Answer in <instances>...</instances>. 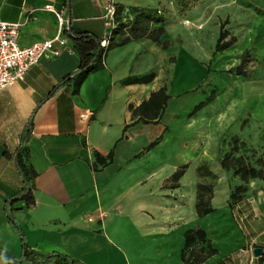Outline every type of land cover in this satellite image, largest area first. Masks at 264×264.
<instances>
[{
  "label": "crops",
  "instance_id": "obj_1",
  "mask_svg": "<svg viewBox=\"0 0 264 264\" xmlns=\"http://www.w3.org/2000/svg\"><path fill=\"white\" fill-rule=\"evenodd\" d=\"M116 1L119 5L131 4ZM213 1H220L227 15L239 18L247 12L264 15V0ZM103 2L0 0V17L22 23L21 46L53 38L58 33L59 24L52 9L63 13L68 28L73 31L89 30L103 38L112 32L104 18ZM174 19L168 16L171 24ZM256 25L254 22L249 27L246 41L240 44L242 48L248 47V39L264 44L260 27ZM227 36L225 40L233 43ZM115 37L116 34L111 35L110 42H115ZM161 40L167 38L162 36ZM173 53L172 45L164 48L148 37L130 38L107 49L103 67L89 73L78 92L74 91L73 83H68L48 96L58 82L79 67L77 52L64 49L58 56L41 59L29 68L23 80L0 90V248L16 256L22 253L21 234L8 219L6 200L19 193L24 182L6 151H15L22 133L30 127V162L37 172L35 203L28 206L25 200H19L11 212L35 251L42 254L57 251L84 264H218L220 261L258 264V257L250 251L256 246L264 249L261 193L256 205L248 202V209L240 217L243 220L240 252L238 243L228 234L233 228L224 226L221 229L227 236L220 244L225 253L214 261L202 262L199 254L195 257L194 249H185V232L199 221L180 216L176 217L181 218L176 231L169 226L174 223L170 221L174 217L165 211L170 201L163 197L159 187L165 181L164 189H177L188 179L186 166L176 187H172L174 181H168L187 162L177 167L170 164L172 156L167 144L173 121L189 98L182 91L194 86L186 81L183 69L179 72L170 64ZM152 71L156 74L152 81L122 82L128 76ZM169 76L173 83L166 85ZM164 85L170 98L160 121L134 123L130 104L138 106ZM259 100L264 102V93ZM257 103L255 110H260ZM86 110L94 111L87 119L80 116ZM154 141L156 145L146 150ZM111 150L112 162L94 170L96 152L107 155ZM243 184L254 189L260 180L252 178ZM234 248L235 253L229 251ZM0 264L8 263L0 261Z\"/></svg>",
  "mask_w": 264,
  "mask_h": 264
},
{
  "label": "rangeland",
  "instance_id": "obj_2",
  "mask_svg": "<svg viewBox=\"0 0 264 264\" xmlns=\"http://www.w3.org/2000/svg\"><path fill=\"white\" fill-rule=\"evenodd\" d=\"M218 3L213 0H158L159 8L121 4L117 25L122 28L117 33L112 31L118 42L142 34L140 29L144 25H164L165 32L161 37L167 38L174 52L170 64L179 72L183 69L186 81L194 84L191 89L186 86L188 89L182 91L189 98L173 121L167 144L172 156L170 164L177 167L183 161L187 162L188 179L177 189H164L165 181L159 188L163 197L170 201L169 209L165 211L174 217L170 220L174 221L169 225L171 229L176 231L180 227V223H176L181 218L176 217H194L199 221L198 226L186 230L185 249H194L195 257L199 254L202 262L214 261L225 253L220 244L227 236L221 229L224 226L233 228L228 234L238 243L237 251H241L243 220L240 217L248 209V202L256 205L258 194L264 195V178H259L260 185L254 189L247 186V191L238 195L243 202L242 199L232 200L230 194L243 182L234 175L233 169H224L220 164L225 153L234 147L233 136L237 135L240 140L235 154L243 153L247 162L258 168L264 167V102L259 100L264 93V44L248 39L247 48L240 46L254 22L260 27L259 35L264 41V15L250 12L240 18L227 15L222 9L223 4ZM139 8L147 11L151 8L165 18L164 22L145 24L137 18ZM168 16L172 21L175 18L173 24L168 22ZM223 29L231 33L227 37L233 43L225 50L216 51ZM246 52L249 56L243 67L247 72L245 76L238 74L236 67ZM165 83L172 84V77H167ZM256 102L262 110H255ZM199 104L201 107L193 112ZM243 141L245 145L241 143ZM181 156L182 160H178ZM235 250L229 251L235 253ZM250 252L254 255L253 250Z\"/></svg>",
  "mask_w": 264,
  "mask_h": 264
},
{
  "label": "trees",
  "instance_id": "obj_3",
  "mask_svg": "<svg viewBox=\"0 0 264 264\" xmlns=\"http://www.w3.org/2000/svg\"><path fill=\"white\" fill-rule=\"evenodd\" d=\"M66 4L69 3V0H65ZM142 7V6H141ZM139 15L137 16L140 21L147 23H156L161 24L164 22L165 18L158 15L156 12H153L151 8L150 11H147L146 8H139ZM121 11V5L117 4V21L119 12ZM122 28V25H117L112 29L113 33L119 32ZM143 31L142 34L136 35L134 38L139 37H148L153 41L161 44L164 48L169 46L167 40H161V35L165 32L164 25H158L155 27H147L144 25L140 29ZM65 34L68 36L70 41V46L74 49L79 55V67L76 72L71 75L66 76L60 82H58L48 93V96H52L59 91L64 85L68 83L74 84V91L78 92L79 87L82 82L85 80L87 75L93 71H96L103 67L104 65V56L109 47L113 44H121L128 41L130 38L122 39L118 42H110L107 49H104L101 46V39L96 33L89 30H72L71 28H65ZM227 32L222 30L220 32L219 38L217 40L216 51H222L232 46V41H226L225 37ZM113 38V37H112ZM110 38V40L112 39ZM249 54L246 52L243 54L241 63L236 67L237 73L242 75H247L246 70L243 69L247 57ZM155 72L152 71L144 75H132L124 78L122 82L132 83V82H149L152 81L155 77ZM170 98V95L167 93V87L161 86L159 89L151 92L148 99L142 101L138 106L134 107L130 104V109L132 111L133 117H135L134 123H157L160 121L163 112L166 108L167 101ZM201 105H197L193 112L198 110L197 108ZM33 122V118L30 120V125ZM30 127L26 128L21 135L20 143L17 149L13 152L6 151V155L13 159L16 163V166L22 176L24 187L23 189L9 197L6 200V212L9 221L15 226V228L21 234L22 241V253L20 256L12 255L6 250L0 248V261L7 262L8 264H22L23 261H27L30 264H84L79 259L72 258L66 254L53 251L48 254H42L38 251L32 249V247L26 241L19 222L11 212L13 205L19 200H25L28 206H31L35 203V178L37 172L30 162V153L28 148V140L30 138ZM234 147L228 153L221 158L220 164L222 168L230 170L233 169L234 175L238 176L240 180L244 183H247L252 178H264V167L258 168L257 166L247 162V157L242 153L240 155L235 154L238 151V142L240 138L237 135L233 136ZM85 143V141H84ZM157 141H154L148 145L146 150H149L155 146ZM245 145L244 141L241 142ZM113 160V150H111L107 155H102L100 152H96V160L93 163L92 167L94 170H99L107 164L111 163ZM187 165H182L178 168L169 178L168 181H174L175 183L172 187H176L179 178L183 175ZM247 186L239 184L235 190L230 194V198L233 200H241L238 198V195L247 191ZM264 261V249L262 254L258 257V264H262ZM218 264H224L223 262H218Z\"/></svg>",
  "mask_w": 264,
  "mask_h": 264
},
{
  "label": "built area",
  "instance_id": "obj_4",
  "mask_svg": "<svg viewBox=\"0 0 264 264\" xmlns=\"http://www.w3.org/2000/svg\"><path fill=\"white\" fill-rule=\"evenodd\" d=\"M104 18L110 30L117 25V1L103 0ZM159 8V7H157ZM58 20V33L50 39L40 40L28 46L20 45V21H8L0 17V90L25 78L29 68L43 58L58 56L64 49L71 50L70 41L65 34L68 19L61 11L52 9ZM188 22L189 20L186 19ZM112 32L101 39V46L107 49ZM92 110L80 113L82 118H90Z\"/></svg>",
  "mask_w": 264,
  "mask_h": 264
},
{
  "label": "bare ground",
  "instance_id": "obj_5",
  "mask_svg": "<svg viewBox=\"0 0 264 264\" xmlns=\"http://www.w3.org/2000/svg\"><path fill=\"white\" fill-rule=\"evenodd\" d=\"M124 2H129L133 5L138 6H153V7H159L158 0H122ZM233 232V231H232ZM234 235V233H231V235Z\"/></svg>",
  "mask_w": 264,
  "mask_h": 264
},
{
  "label": "water",
  "instance_id": "obj_6",
  "mask_svg": "<svg viewBox=\"0 0 264 264\" xmlns=\"http://www.w3.org/2000/svg\"><path fill=\"white\" fill-rule=\"evenodd\" d=\"M263 252V247L262 246H256L253 248V253L255 256L259 257Z\"/></svg>",
  "mask_w": 264,
  "mask_h": 264
}]
</instances>
